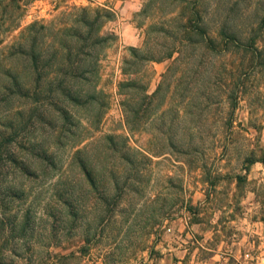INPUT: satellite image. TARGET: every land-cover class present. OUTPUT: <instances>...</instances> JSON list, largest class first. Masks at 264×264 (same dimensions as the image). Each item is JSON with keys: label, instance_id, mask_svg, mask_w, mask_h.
Returning <instances> with one entry per match:
<instances>
[{"label": "rangeland", "instance_id": "obj_1", "mask_svg": "<svg viewBox=\"0 0 264 264\" xmlns=\"http://www.w3.org/2000/svg\"><path fill=\"white\" fill-rule=\"evenodd\" d=\"M263 15L264 0H0L1 46L26 29L43 51L38 72L7 64L27 97L0 93V264L159 263L171 239L172 264H264V68L238 77L248 56L219 49L224 20L248 35Z\"/></svg>", "mask_w": 264, "mask_h": 264}, {"label": "trees", "instance_id": "obj_2", "mask_svg": "<svg viewBox=\"0 0 264 264\" xmlns=\"http://www.w3.org/2000/svg\"><path fill=\"white\" fill-rule=\"evenodd\" d=\"M197 15L198 13H195V17H197ZM85 25H88V23H85ZM183 28H185L186 35L191 31H200V27L195 25V23H192V20L187 21ZM234 30L235 29H231L230 27L228 29V22L227 20H224L219 32L221 37L219 49L225 53L238 49L248 56L246 64L238 66V71H236L238 77L247 76L248 73L254 71L256 68H264V50L262 48L260 49L257 45L259 42L258 39L261 36L260 33L264 30V15L261 17L258 27L250 30L251 32L248 35L234 33ZM26 39L27 31L26 29H23L8 45L1 46L2 41L0 40V74L3 76V79L1 80L2 83L0 86V93L3 96V101L7 100L9 102L13 96L18 98H25L28 96V88L22 77V73L7 65L12 59H30L34 70L38 72V69H40L43 51L40 47H36V45H34L35 47L33 45L28 47ZM101 43H103V39L98 36H96L92 41L93 46ZM209 46L212 48V46L214 47L215 45L211 42V45ZM184 69L185 67L178 68V70L181 71ZM35 81V91H37L41 83L39 75H37V79ZM74 99L75 98L73 97L72 100ZM2 155L3 150H1L0 147V159L2 158ZM80 169L89 184L92 185L93 182L90 178L91 175L88 167L81 163Z\"/></svg>", "mask_w": 264, "mask_h": 264}, {"label": "crops", "instance_id": "obj_3", "mask_svg": "<svg viewBox=\"0 0 264 264\" xmlns=\"http://www.w3.org/2000/svg\"><path fill=\"white\" fill-rule=\"evenodd\" d=\"M231 223H235L233 219H228ZM176 238L179 240V238L176 236ZM176 242V239H171L169 241V245L167 248L164 249V255L160 259L159 263H153L152 261L148 262L147 264H172L174 256H178V253L180 254V250H178L176 247L172 246V243ZM179 243V242H176Z\"/></svg>", "mask_w": 264, "mask_h": 264}]
</instances>
